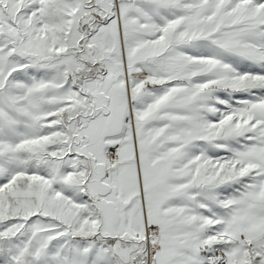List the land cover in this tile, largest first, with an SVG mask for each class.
Masks as SVG:
<instances>
[{
    "label": "snow or ice",
    "instance_id": "6c2138e0",
    "mask_svg": "<svg viewBox=\"0 0 264 264\" xmlns=\"http://www.w3.org/2000/svg\"><path fill=\"white\" fill-rule=\"evenodd\" d=\"M0 264H264V0H0Z\"/></svg>",
    "mask_w": 264,
    "mask_h": 264
}]
</instances>
